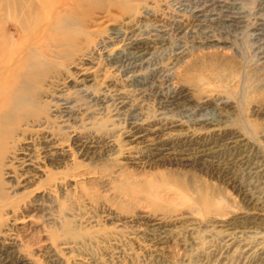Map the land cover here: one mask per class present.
<instances>
[{"label": "rangeland", "instance_id": "rangeland-1", "mask_svg": "<svg viewBox=\"0 0 264 264\" xmlns=\"http://www.w3.org/2000/svg\"><path fill=\"white\" fill-rule=\"evenodd\" d=\"M86 27L34 94L46 112L27 137L41 154L50 132L68 159L5 184V258L264 264V0H104ZM94 47L91 80L73 85Z\"/></svg>", "mask_w": 264, "mask_h": 264}, {"label": "bare ground", "instance_id": "bare-ground-1", "mask_svg": "<svg viewBox=\"0 0 264 264\" xmlns=\"http://www.w3.org/2000/svg\"><path fill=\"white\" fill-rule=\"evenodd\" d=\"M111 1L114 3V0ZM103 3L104 0H0V214L5 209L7 198L5 184H13L19 188L28 187L42 173L40 160L51 165L63 166L65 159H68L67 151L58 147L59 140L52 139L50 132L49 135H43L45 137L42 139L41 154L36 153L33 138L27 137L29 124L38 121L46 112L45 109H38V103L35 104V96L38 94H34L48 81L50 71L48 59L65 61L76 53H81L83 43L87 41L84 30L87 28L88 20L100 12ZM100 48L99 46L98 49ZM94 49L88 54L82 53L79 63L76 61V69L72 76L76 82L74 81L73 85H82L91 76L92 57L98 51L95 47ZM63 91L64 89L59 91L56 100L64 95ZM56 112L58 113L56 110L52 111L53 114L50 115L52 120L56 118ZM67 113L66 110L62 114ZM152 134L158 136L161 133L157 130ZM142 137L143 134L137 131L130 136L132 141ZM77 147L82 152L83 144L79 143ZM151 149L154 158L165 156L167 158V155L171 154L168 145L154 143ZM68 177L67 172L62 175L61 180L67 182ZM48 184L49 182L47 186ZM10 225L6 232L0 230L2 234L0 238L4 239L13 232L14 225L12 223ZM10 245L5 244V240L0 243V264H30L29 261L21 259V256L16 260L6 259L5 247Z\"/></svg>", "mask_w": 264, "mask_h": 264}]
</instances>
